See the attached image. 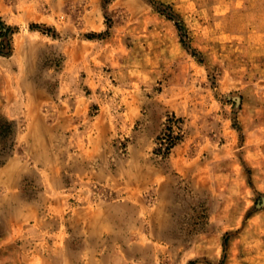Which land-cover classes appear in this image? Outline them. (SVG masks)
Masks as SVG:
<instances>
[{
    "label": "rangeland",
    "instance_id": "1",
    "mask_svg": "<svg viewBox=\"0 0 264 264\" xmlns=\"http://www.w3.org/2000/svg\"><path fill=\"white\" fill-rule=\"evenodd\" d=\"M0 21V264H264V0Z\"/></svg>",
    "mask_w": 264,
    "mask_h": 264
},
{
    "label": "trees",
    "instance_id": "2",
    "mask_svg": "<svg viewBox=\"0 0 264 264\" xmlns=\"http://www.w3.org/2000/svg\"><path fill=\"white\" fill-rule=\"evenodd\" d=\"M178 29H181L180 25H176ZM9 36H10V29L6 27L1 21H0V39H2L1 47L2 50L0 49V54H3V49L4 50H9Z\"/></svg>",
    "mask_w": 264,
    "mask_h": 264
},
{
    "label": "crops",
    "instance_id": "3",
    "mask_svg": "<svg viewBox=\"0 0 264 264\" xmlns=\"http://www.w3.org/2000/svg\"><path fill=\"white\" fill-rule=\"evenodd\" d=\"M8 98V97H7Z\"/></svg>",
    "mask_w": 264,
    "mask_h": 264
}]
</instances>
